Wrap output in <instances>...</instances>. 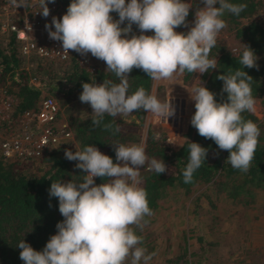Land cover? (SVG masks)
Wrapping results in <instances>:
<instances>
[{
	"label": "trees",
	"instance_id": "16d2710c",
	"mask_svg": "<svg viewBox=\"0 0 264 264\" xmlns=\"http://www.w3.org/2000/svg\"><path fill=\"white\" fill-rule=\"evenodd\" d=\"M49 1L56 4V22L64 29L97 33L113 15L123 32H137L138 41L125 43L120 53L88 72L74 59L36 61L25 69L13 36H8L5 50L0 49V91L12 100L7 122L37 111L40 100L61 87L66 89L60 105H86L89 96H97L99 105L66 117L71 139L45 148L38 157L0 156V264H78L86 256L96 259L109 242L98 208L124 199V186L107 191L104 184L140 128L160 45L154 37L163 26L161 67L178 61L173 68L182 82L201 83L202 89L178 146L162 143L152 128L146 131L144 163L130 206L136 218L125 228L128 239L141 238L139 222L147 221L170 188L187 194L196 184H205L226 198L251 203L254 191L264 189V119L247 108L249 99L264 97V29L255 19L258 2L223 0L216 6L215 17L230 25L242 44L231 51L192 42L193 33L183 26L194 11L183 9V0H175L166 22L167 0ZM99 1L107 4L102 11L95 9ZM30 78L42 87L33 86ZM118 108L140 122L124 121ZM92 149L101 150L103 157L88 181L85 170ZM151 162L159 165L148 167ZM185 257L182 252L166 263L185 264Z\"/></svg>",
	"mask_w": 264,
	"mask_h": 264
},
{
	"label": "rangeland",
	"instance_id": "374dc122",
	"mask_svg": "<svg viewBox=\"0 0 264 264\" xmlns=\"http://www.w3.org/2000/svg\"><path fill=\"white\" fill-rule=\"evenodd\" d=\"M174 3L175 0L166 1L165 22L171 15ZM219 4H223V0H183L182 8L194 11L183 29L193 33L192 42L195 44H206L203 43L204 36L209 33L211 38L208 43L223 50L238 51L242 44L233 36L230 25L220 22L214 15ZM106 6L105 1H99L95 9L102 11ZM131 8L136 9L134 2ZM165 28L163 26V31L154 37L160 40V45L141 122L127 109L118 108L116 112L126 122H140V128L134 140L125 144L122 158L112 178L104 184L107 191L125 187L121 202L98 208L104 226L110 233V240L97 252L96 259L86 256L78 264H167L166 260L182 252L186 256L185 264H264V189L254 191L251 203L244 204L239 199L226 198L223 193L214 192L205 184H196L187 194L178 188H170L157 201L156 208L148 214L147 221L139 222L141 238L138 241L128 239L125 228L129 221L136 218L132 215L130 206L137 175L144 163L142 149L146 131L152 128L155 138L162 143L178 146L190 124L192 111L199 102L198 87L202 86L195 81L183 83L191 86L192 92L188 97L180 95L178 85L175 86L173 81L176 73L173 67L178 65V61L172 67H161ZM122 30L118 18L111 15L102 21L97 33L117 45L138 41L135 37L137 32ZM138 30L143 31L142 28ZM167 96H180L186 102L188 120L181 130H173L168 124L153 122V111ZM56 99L58 102L61 100ZM60 106L64 118L86 113L81 111L86 106L81 101ZM247 108L258 120L264 119V97L249 99ZM157 165L159 163H148V167Z\"/></svg>",
	"mask_w": 264,
	"mask_h": 264
},
{
	"label": "built area",
	"instance_id": "2783aa9c",
	"mask_svg": "<svg viewBox=\"0 0 264 264\" xmlns=\"http://www.w3.org/2000/svg\"><path fill=\"white\" fill-rule=\"evenodd\" d=\"M256 1L259 7L255 19L264 29V0ZM56 20L57 6L49 0H0V49L5 50L7 38L11 35L25 69L36 61L74 59L88 72L122 51L124 45L110 43L99 33L67 30ZM210 38L211 34L207 33L203 43H208ZM29 82L37 88L42 87L37 79L30 78ZM65 89L61 87L46 94L37 111L23 112L10 123L7 119L12 100L1 92L0 156L3 159L36 158L45 148L57 147L71 139V131L56 99L63 96ZM98 105L99 98L89 96L83 112L88 113ZM152 115L153 122L181 130L188 120L187 105L180 96H167ZM102 157L101 150L89 152L90 166L85 170L88 181L100 166Z\"/></svg>",
	"mask_w": 264,
	"mask_h": 264
},
{
	"label": "crops",
	"instance_id": "0c3cea01",
	"mask_svg": "<svg viewBox=\"0 0 264 264\" xmlns=\"http://www.w3.org/2000/svg\"><path fill=\"white\" fill-rule=\"evenodd\" d=\"M173 81H174V84H175V86H177V88L179 89L178 90V93H180V95H185V96H191V92H192V88H191V86H188V85H184L183 84V82H182V80H181V74H180V72L177 70L176 71V73H175V75H174V79H173ZM166 88H167V86H165ZM201 89H202V86H199L198 87V91H197V96H198V98H197V100L199 101V99H200V94H201ZM167 91H168V89H167ZM170 91V90H169ZM167 93V92H166Z\"/></svg>",
	"mask_w": 264,
	"mask_h": 264
}]
</instances>
